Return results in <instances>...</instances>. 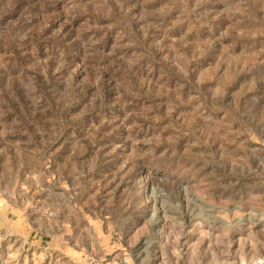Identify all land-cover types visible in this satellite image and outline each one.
I'll return each mask as SVG.
<instances>
[{"label":"rangeland","instance_id":"1","mask_svg":"<svg viewBox=\"0 0 264 264\" xmlns=\"http://www.w3.org/2000/svg\"><path fill=\"white\" fill-rule=\"evenodd\" d=\"M264 260V0H0V264Z\"/></svg>","mask_w":264,"mask_h":264},{"label":"built area","instance_id":"2","mask_svg":"<svg viewBox=\"0 0 264 264\" xmlns=\"http://www.w3.org/2000/svg\"><path fill=\"white\" fill-rule=\"evenodd\" d=\"M256 264H264V260L260 259L256 262Z\"/></svg>","mask_w":264,"mask_h":264}]
</instances>
